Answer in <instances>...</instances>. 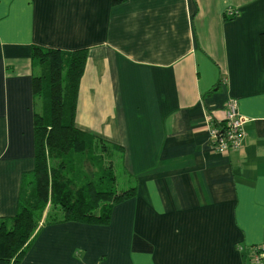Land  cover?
Wrapping results in <instances>:
<instances>
[{
    "label": "crops",
    "instance_id": "obj_1",
    "mask_svg": "<svg viewBox=\"0 0 264 264\" xmlns=\"http://www.w3.org/2000/svg\"><path fill=\"white\" fill-rule=\"evenodd\" d=\"M111 1L0 0V219L34 169L32 47L87 52L75 127L121 147L135 181L106 225H39L20 264H251L264 248V0ZM228 100L243 145L217 152L209 121Z\"/></svg>",
    "mask_w": 264,
    "mask_h": 264
},
{
    "label": "trees",
    "instance_id": "obj_2",
    "mask_svg": "<svg viewBox=\"0 0 264 264\" xmlns=\"http://www.w3.org/2000/svg\"><path fill=\"white\" fill-rule=\"evenodd\" d=\"M120 1L111 2L115 5ZM259 42L264 64V34ZM86 57L85 50L31 49L32 68L40 71L31 83L34 169L22 179L15 216L0 219V264H20L41 223L106 225L111 208L135 194V181L122 167L121 147L75 127L78 87ZM38 99L40 111L35 107ZM222 124L213 122L212 126L221 128ZM108 155L111 160L107 165L104 159ZM115 160L120 174L114 172ZM47 197L58 213L43 219Z\"/></svg>",
    "mask_w": 264,
    "mask_h": 264
},
{
    "label": "built area",
    "instance_id": "obj_3",
    "mask_svg": "<svg viewBox=\"0 0 264 264\" xmlns=\"http://www.w3.org/2000/svg\"><path fill=\"white\" fill-rule=\"evenodd\" d=\"M227 17H234L235 12L228 9L225 12ZM223 126L213 127L209 121L210 145L214 151L228 152L237 151L243 145V123L244 120L238 115L236 103L228 100L225 105ZM251 264H264V248L255 247L251 254Z\"/></svg>",
    "mask_w": 264,
    "mask_h": 264
},
{
    "label": "rangeland",
    "instance_id": "obj_4",
    "mask_svg": "<svg viewBox=\"0 0 264 264\" xmlns=\"http://www.w3.org/2000/svg\"><path fill=\"white\" fill-rule=\"evenodd\" d=\"M232 11V10H231ZM233 12V11H232ZM225 16H226V14H225ZM227 17V16H226ZM227 18H231V17H227ZM39 69L37 68V69H35V73L38 75L39 74ZM35 107H36V110L37 111H40V108H41V101L38 99L37 100V102H36V105H35ZM110 153V152H109ZM112 155V154H111ZM105 162L107 163V165H108V161H110L111 160V158L109 157V155L107 156V157H105ZM114 172H115V174H120L121 172H120V165L118 164V162H116V160H115V166H114ZM27 189V188H26ZM28 191V190H27ZM48 193H49V191H48ZM45 202H46V206H45V210H44V213H43V219H45V216L47 215V214H54V215H56L57 213H58V209L57 208H54V207H51V205H50V202H49V199H48V197H47V200H45ZM41 224H43V223H41Z\"/></svg>",
    "mask_w": 264,
    "mask_h": 264
}]
</instances>
